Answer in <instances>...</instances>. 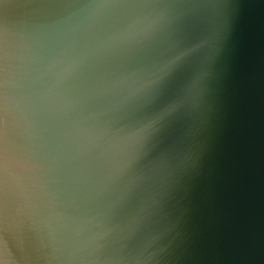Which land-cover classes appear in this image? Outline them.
<instances>
[{
	"label": "water",
	"instance_id": "water-1",
	"mask_svg": "<svg viewBox=\"0 0 264 264\" xmlns=\"http://www.w3.org/2000/svg\"><path fill=\"white\" fill-rule=\"evenodd\" d=\"M0 264H264V0H0Z\"/></svg>",
	"mask_w": 264,
	"mask_h": 264
}]
</instances>
